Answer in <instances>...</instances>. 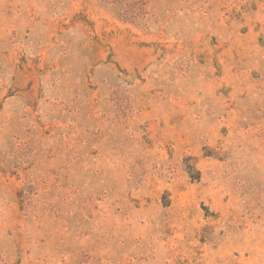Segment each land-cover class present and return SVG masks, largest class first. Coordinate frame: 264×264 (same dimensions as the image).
<instances>
[{
    "label": "rangeland",
    "instance_id": "1",
    "mask_svg": "<svg viewBox=\"0 0 264 264\" xmlns=\"http://www.w3.org/2000/svg\"><path fill=\"white\" fill-rule=\"evenodd\" d=\"M0 264H264V0H0Z\"/></svg>",
    "mask_w": 264,
    "mask_h": 264
}]
</instances>
